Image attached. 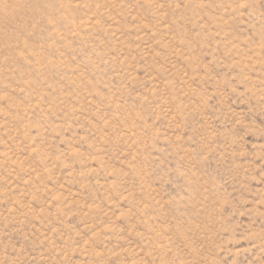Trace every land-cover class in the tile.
Here are the masks:
<instances>
[{"label":"rangeland","instance_id":"rangeland-1","mask_svg":"<svg viewBox=\"0 0 264 264\" xmlns=\"http://www.w3.org/2000/svg\"><path fill=\"white\" fill-rule=\"evenodd\" d=\"M0 264H264V0H0Z\"/></svg>","mask_w":264,"mask_h":264}]
</instances>
